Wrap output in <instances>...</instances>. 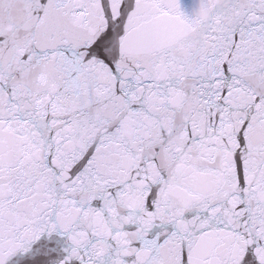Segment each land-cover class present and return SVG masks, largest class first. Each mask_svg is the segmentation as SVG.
Listing matches in <instances>:
<instances>
[{"label":"snow or ice","instance_id":"1","mask_svg":"<svg viewBox=\"0 0 264 264\" xmlns=\"http://www.w3.org/2000/svg\"><path fill=\"white\" fill-rule=\"evenodd\" d=\"M264 264V0H0V264Z\"/></svg>","mask_w":264,"mask_h":264},{"label":"water","instance_id":"2","mask_svg":"<svg viewBox=\"0 0 264 264\" xmlns=\"http://www.w3.org/2000/svg\"><path fill=\"white\" fill-rule=\"evenodd\" d=\"M182 10L187 15H191L195 10L198 0H180ZM66 247V243L62 237L53 235L50 238H42L32 248V254L37 251L41 253H47V256L40 257V264H59L64 258L63 249ZM31 258V254L26 256H17L13 258L12 264H28Z\"/></svg>","mask_w":264,"mask_h":264}]
</instances>
